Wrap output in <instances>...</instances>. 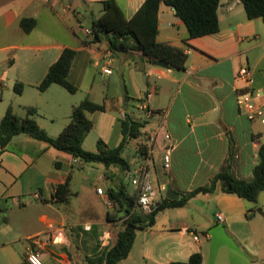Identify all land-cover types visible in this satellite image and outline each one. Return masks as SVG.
Wrapping results in <instances>:
<instances>
[{
  "label": "crops",
  "instance_id": "1",
  "mask_svg": "<svg viewBox=\"0 0 264 264\" xmlns=\"http://www.w3.org/2000/svg\"><path fill=\"white\" fill-rule=\"evenodd\" d=\"M107 1L0 0V121L10 108L21 118L32 108L38 125L57 137L69 124L74 107L89 99L104 109L89 115L93 129L83 144L88 152H98L99 141L111 149L118 147L123 121L127 117L140 121L151 152L156 203L167 198L169 187L181 198L209 186L228 166L236 178L250 181L264 143V125L239 110L237 98L248 92L249 85L238 73L250 68L254 87L264 88V20L249 19L241 0H223L219 31L191 38L175 10L162 3L157 41L187 55L184 69L164 68L133 50L132 44L113 51L107 41L92 42L86 30L103 15ZM114 1L131 20L147 0ZM23 19L35 20V27L26 32ZM66 50L75 52L68 81L77 92L58 84L41 91L50 68ZM16 84L22 85L20 93ZM148 94L153 114L143 119L139 106ZM159 127L162 130L150 144L149 133ZM166 131L170 142L164 138ZM135 141L123 154L131 165L126 173L99 164L75 166L71 154L28 135L14 137L5 149L0 146V264H28L31 251L43 264H98L114 245L122 223L108 219L115 211L109 190L120 186L122 179L131 194L139 189L133 180L146 159H140L139 167L132 165L128 153ZM170 143L171 168L165 169L164 150ZM67 182L71 197L58 202L56 189ZM253 206L222 193L194 196L183 207L165 209L176 216L173 222L139 231L127 263L120 264L186 263L196 253L206 264L209 231L218 224L246 256L256 259L260 252L251 226L257 216L264 224V191Z\"/></svg>",
  "mask_w": 264,
  "mask_h": 264
},
{
  "label": "trees",
  "instance_id": "2",
  "mask_svg": "<svg viewBox=\"0 0 264 264\" xmlns=\"http://www.w3.org/2000/svg\"><path fill=\"white\" fill-rule=\"evenodd\" d=\"M223 0H147L136 15L127 20L114 0L103 3V15L91 24L92 42L107 41L113 51L133 50L143 53L149 61L155 59L164 61L169 66L184 69L187 55L180 49L170 45L159 43V10L165 3L173 8L176 16L181 19L189 31L191 38L217 33L219 27L218 9ZM249 19L264 20V0H241ZM22 28L29 32L35 27V20L23 19ZM132 44L127 47V44ZM75 52L66 50L59 61L54 64L39 89L46 91L51 85L58 84L70 93H76L77 88L68 81ZM22 85L16 84L15 91L21 92ZM103 106L97 105L85 99L75 106L69 124L57 137H51L44 131L34 119L37 114L35 109H28L26 117L21 118L10 108L5 117L0 121V146L5 149L14 137L28 135L31 138L48 144L57 151L71 154L85 163L99 164L110 169L118 168L126 173L131 170V165L123 154L132 140L141 139L145 127L140 121L127 117L122 123L123 139L116 148H109L102 141L98 142V152H88L83 144L87 135L93 129V123L89 115L96 111H103ZM145 144V143H144ZM149 146L145 144L140 148L144 159L149 157ZM120 186L109 190V198L115 211L108 217L109 221L122 220L114 245L110 247L98 261V264H120L126 260L135 244L137 233L153 228L159 212L178 208L186 205L188 200L200 194L222 193L237 196L248 204L258 202L260 194L264 191V143L259 150V162L254 168L250 181L241 180L234 176L231 167L219 173L209 186L200 187L175 201L167 198L151 212L145 211L139 205L140 189L131 194L123 179ZM71 197L69 182L60 185L56 189L55 199L58 202H67ZM257 206H253L256 210ZM171 264H203V255L196 253L186 263L173 262Z\"/></svg>",
  "mask_w": 264,
  "mask_h": 264
},
{
  "label": "built area",
  "instance_id": "3",
  "mask_svg": "<svg viewBox=\"0 0 264 264\" xmlns=\"http://www.w3.org/2000/svg\"><path fill=\"white\" fill-rule=\"evenodd\" d=\"M88 37H92V31L90 29L86 30ZM105 74H112L111 70L104 69ZM238 77L244 80L249 85V90L245 94H240L237 98V104L239 110L246 115L250 120H259L264 125V88L254 87V72L250 68H241ZM151 94H148L147 97L142 100L139 106V113L143 119L151 118L153 112L151 110ZM124 117V116H123ZM162 127L152 130L148 135V141L150 144H153L158 137ZM165 140L167 142L172 141L171 135L166 131ZM174 150V145L169 144L168 147L164 150V168L170 169L172 162V152ZM73 164L75 166L82 167L85 162L79 158L73 159ZM138 175L136 179L133 180V184L140 189L139 205L147 212H150L152 207L156 206L157 202V193L153 188L151 183L152 175V158L151 152H149V157L145 160L144 164L139 167L136 171ZM99 194H103L102 189H98ZM219 221L222 222L223 218L219 216ZM195 240L198 241L199 238L195 237ZM28 264H43L41 261L40 255L37 252L31 251L27 255Z\"/></svg>",
  "mask_w": 264,
  "mask_h": 264
},
{
  "label": "rangeland",
  "instance_id": "4",
  "mask_svg": "<svg viewBox=\"0 0 264 264\" xmlns=\"http://www.w3.org/2000/svg\"><path fill=\"white\" fill-rule=\"evenodd\" d=\"M144 135L146 137L147 134ZM143 139L144 138L142 137L141 139L138 140V142L136 140L135 142L137 143H135V146L132 149H130V152L128 153V154L131 153V156H129L128 158L132 160L133 162L132 165L134 167H139L140 165H142L141 160L144 159V155L140 152V148L143 147L145 145L144 143L146 142ZM248 205L251 206L250 204ZM169 219H173L172 220L173 222L176 219V216L174 215L170 216V214H168L166 210H164V212L163 211L159 212L156 217V227L161 228L162 226L167 225L169 223L168 222ZM256 219H257L256 221L252 222L251 228H252V232L254 233L255 240H257V248L260 252L259 257L253 259L246 255L242 256L230 250L227 247H223L218 252L215 264H264V224L262 225L259 224L260 221H262L259 216H257ZM124 261H122V263H127ZM206 264H209V259L206 261Z\"/></svg>",
  "mask_w": 264,
  "mask_h": 264
},
{
  "label": "water",
  "instance_id": "5",
  "mask_svg": "<svg viewBox=\"0 0 264 264\" xmlns=\"http://www.w3.org/2000/svg\"><path fill=\"white\" fill-rule=\"evenodd\" d=\"M153 64L169 68V65L161 60H153ZM179 198V195L175 194L173 190L169 187L167 191V199L170 201H175ZM161 202L157 203L156 206L152 207L150 210L153 211L155 208H157ZM256 204V203H254ZM258 213H262L260 209L257 210ZM210 256H209V264H215L218 252L221 248L227 247L230 250L245 256V253L242 251V249L235 243V241L227 234L224 226L222 224H218L215 227H213L210 231Z\"/></svg>",
  "mask_w": 264,
  "mask_h": 264
}]
</instances>
